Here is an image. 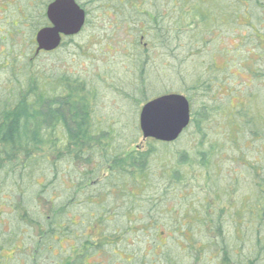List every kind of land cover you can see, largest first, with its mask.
<instances>
[{
  "label": "rangeland",
  "instance_id": "obj_1",
  "mask_svg": "<svg viewBox=\"0 0 264 264\" xmlns=\"http://www.w3.org/2000/svg\"><path fill=\"white\" fill-rule=\"evenodd\" d=\"M33 1L34 3H32ZM47 1L0 0V64L9 55L11 58L17 57L21 61H30L32 64L28 70L30 76L33 74L49 76L67 74L78 78L87 89H91L94 95L91 109L94 115L93 121L100 123L95 124L97 127L118 132L120 135L116 140L126 153L144 152L149 147L150 149L155 148L149 171L146 173L147 176H144L145 187L147 186L144 190L146 201L144 199L143 206L139 207L140 211H145L148 216H152L153 222L156 224V228L152 231V240L156 243H152V246L145 245L146 247L151 246L153 251L151 255L147 256L148 262L161 264V256L156 252L160 250L158 247L160 248L161 244H164L170 249L167 255L178 264H217L221 261L226 264H264V225L259 230L260 239L253 235L255 230L249 229L241 234L234 226V220L229 217L233 212L229 208V204L221 203L226 200L208 199V196L213 192L219 193L222 183L217 179L220 180L221 177L224 182V179L228 180L236 175L237 186H240L241 191L239 190L240 193L235 191L233 195L237 197L247 193L248 187L253 186L252 181L258 173H248L247 169L252 167L256 171L261 161L264 165V149H260L259 142H255V139L251 138V132L256 131L259 127L261 129L262 126L264 127L262 125L264 122V11L262 12L264 0H253V3L249 5L248 10L252 16L250 25L248 16L244 13L245 5H247L246 0H230V4L234 7V14L236 13L235 24L232 21V26H230L231 21L228 18V16L231 17L232 8L226 6V0H187L185 4L176 2L178 5L176 8L171 3L169 9L171 23L169 46L173 50L170 51L171 58L167 60L141 59L138 65H135L136 60L133 62L123 59H83L78 57L76 51L69 49L66 44L54 54L35 56L33 37L35 30L42 25V5L45 3L46 6ZM195 1H198L199 5L205 2L204 8L214 15L209 13L206 17L207 20L200 25L197 24V21H193L194 24H190L192 23L190 22L188 25L185 22L176 24V19L181 15L177 9H180L182 5L185 6L183 12H187L190 2L194 3ZM7 3L10 4L7 5ZM225 6L226 8H224ZM21 17H25L26 20L21 21ZM8 21L12 22L13 26ZM172 55H174L173 58ZM131 62L134 65H131ZM206 66H209L208 71H206ZM1 67L0 84L5 77ZM250 71L252 72L250 73ZM250 78H252V82ZM200 85H203L207 90L200 89ZM164 94H180L189 98L192 115L195 121H199L197 124L192 123L188 130L181 134L179 140L169 146V149L161 145H153L149 142L150 140H143L138 126L139 111L145 104V100H151ZM234 108L238 109L237 111L246 110L243 112H246L250 119L252 118V126L246 127L247 138L239 137L243 135V132L236 129V114L232 113ZM203 109L208 115L206 122L200 121ZM196 125L201 127L202 131L194 134ZM225 137L231 142L238 140L239 150H233L234 153L230 152ZM246 141L249 148L244 150ZM201 154L211 155V162L215 160L219 163L220 168L217 165H211L210 162L207 165V160L202 162ZM231 154H235L249 167L245 168L243 172L239 164L230 160ZM180 157L185 158L184 164L180 163ZM74 168V166L73 168L69 166L70 172H66L65 175L63 170L58 172L56 178L50 175H47L45 179L39 177V183L44 180L55 186L54 192H50L51 204L59 200L61 191L73 193L77 200L82 199L81 191L75 189L74 184L80 181L81 173L79 171L83 169L75 172ZM217 169H220L218 173H216ZM234 170L237 172L234 173ZM213 173H216L217 176ZM57 178L63 181L64 186L60 180H56ZM103 178L102 175L99 176L96 180V182H100L99 186L87 190V193L95 197L101 196L102 194H99L102 192L100 190H103L101 185L105 182L102 180ZM63 187L64 190H62ZM5 194L9 196L8 191ZM217 195L219 196V194ZM45 196L47 197V195ZM111 198L113 201L116 200L115 197ZM199 198V203L202 202V199L214 203L213 210L216 211V216L220 217L218 223L221 225H219L218 231L221 232L219 235L224 237L221 247H224L226 252H231L234 249L229 254L225 252L229 256L221 253L215 254L219 249L217 242H215L216 247L210 242L206 243L209 248H207L208 252L204 254L205 258L192 254L202 250L201 245L196 242L197 240L204 244L209 240V235L214 236L213 240H217V235H214L216 232L208 233L209 227L203 228L199 221L206 220L208 216L199 217L198 212H194L198 208L196 200ZM45 200L46 202L50 201L49 198ZM104 200L107 201L106 198ZM47 204L43 205L42 203L39 206L40 209L37 210L40 214L48 213L47 209L51 204ZM233 205L236 209L240 204H237L236 201ZM84 207L83 203L75 205L73 211L75 213L82 212ZM34 215L39 219L41 217L38 214ZM15 216L7 207L0 206V224L4 223L3 226L0 225V239L5 237L3 233L7 232L9 228L17 232L18 225V228L31 227L25 222L17 221ZM231 216L233 218V215ZM140 217L143 221L144 215ZM111 218L116 223L123 221L120 219L119 222L118 218L115 220L116 217ZM77 221L74 219V222ZM243 222L246 223V218ZM33 233L35 234L34 231ZM170 233L171 237H168L167 234ZM21 241L24 242V248H27V241L20 237ZM69 241L70 245H75L73 240ZM58 243H52L54 247L51 256L59 255L58 259L63 261L73 253V250L68 249L70 245L66 240L60 245ZM20 245L23 246L21 243ZM3 246L6 247L2 243ZM140 248L143 249L141 242L135 245L133 242L123 244L121 241L116 246V249L123 253ZM105 249L108 256L104 257L102 252L98 253L103 255L104 263L120 264L117 263L116 258H113L109 249ZM180 250L185 252L182 253ZM234 252L235 255H233ZM113 253L115 252L113 251ZM14 256L16 257L13 259ZM23 256L24 252L20 248L17 252L5 249L1 252L0 264H21ZM51 256L50 260L45 259L36 264H50V262L52 264ZM2 258L10 260L2 262ZM128 259L127 256L125 258L118 257L121 264H133ZM97 260L99 258L85 260L83 264H93Z\"/></svg>",
  "mask_w": 264,
  "mask_h": 264
},
{
  "label": "trees",
  "instance_id": "obj_2",
  "mask_svg": "<svg viewBox=\"0 0 264 264\" xmlns=\"http://www.w3.org/2000/svg\"><path fill=\"white\" fill-rule=\"evenodd\" d=\"M50 1L48 0L47 2L49 3ZM252 1L246 0L247 5H245L244 11L248 16L249 25L252 23V16L248 8L253 3ZM197 2H190L187 12H183L184 9L178 10L181 15L176 19V24L182 22L187 25L190 22H192L190 24H194L193 21H196L197 17L201 19V21L197 20V24H204L209 13L214 15L204 6L202 8L204 11H200L197 8L199 6ZM226 2V6H231L232 8L231 17L228 16L231 21L230 26H232L235 24L236 13L234 14V7L230 4V0H226ZM44 4L41 10V26L46 22ZM263 11L264 9H262ZM20 19L21 21L23 19L26 20L25 17ZM9 24L12 25L13 23L9 22ZM56 52L55 50L48 53H35V56L40 54L50 55ZM136 61V65H138L140 59ZM0 66H2L1 68L5 73L2 84H0V206L7 207L16 215L17 221L25 222L28 226H31L29 228H18V225L17 232L10 230V228L7 232H4L3 235L5 237L0 239V255L5 249H12L17 252L20 248L24 252L21 264H36L45 259L50 260L51 251L54 247L52 243L59 242L58 244L60 245L65 240L68 243L70 242L69 240H73L75 245H70L69 243L70 246L68 247L69 250H73V253L63 261L58 259L59 255H52V264H60L61 262V264H83L85 260H92L93 258H99L93 264L101 262L105 264L103 255L104 257L108 256L105 248L109 249L113 258H116L117 263L121 264L118 260L119 256L122 258L127 256L128 260L133 264H150L147 256L153 252L152 243H156L152 240V231L156 228V224L153 222L152 216H148L145 211H140L139 207L143 206L144 199L146 201L144 190L147 186L145 187L144 176H147L146 173L149 171L153 149L155 148L152 147L150 149L149 147L144 152L126 153L125 149L116 140L119 138L118 135H120L118 132L112 129L104 130L100 126L97 127L95 124L100 123L93 121L94 115L91 109V101L94 95L91 89H87L85 84L78 78L67 74L51 76L33 74L30 76L28 75V70L32 66L30 61H21L17 57L11 58L9 55ZM206 67V71H208L209 66ZM253 74L255 75V71ZM250 80L252 82V78ZM200 86V89L207 90L203 85ZM186 99L190 106V122L185 131L188 130L192 123L197 124L199 122L195 121L192 115L189 98ZM148 101L150 100H145V103ZM239 105L242 106V104ZM237 110L236 108L232 109V113L236 114V129L243 132V135L239 136L240 138H247L245 131L248 125L249 128L252 126V118L250 119L249 115L243 112L246 110ZM205 112H203L200 119L202 122L207 121L208 115ZM262 125H264V122ZM201 131V127L196 125V133L194 134ZM251 133V138H254L255 142H259V148L264 149V127L262 126V129L259 127ZM226 140L227 148L231 150L230 152L238 149V140L233 142L227 138ZM247 141L245 142L246 146H243L244 150L249 148L247 147ZM149 142L153 145H161L167 149L175 143L166 144L154 140ZM234 156L235 154H231L230 160L239 164L244 172L245 168L249 166H246L239 157L235 156L233 158ZM200 157L202 162L207 160V165L210 162L211 165H217L220 168L218 162L215 160L211 162V155L201 154ZM180 163L184 164L185 158L180 157ZM69 166L71 168L74 166L75 172L83 169L79 171L81 173L80 181L74 184V188L81 191L82 199L77 200L73 193L61 191L59 200L51 204L50 192H54L55 186L44 180L39 183L38 179L39 177L45 179L47 175L56 178L57 173L62 170L65 175L66 172H70ZM219 171L220 169H217L216 173ZM234 171V173L237 172L236 170ZM247 172H258L257 177L252 181L253 186L248 187L247 193L240 194L237 197L233 195L235 191L236 193L241 191L240 186H237L236 175L228 178V180L224 179V182L223 177H221L220 180L217 179V181L222 183L219 193L213 192L208 196V199H225L226 201L221 203L229 204V208L233 211L229 217L234 220L233 224L239 230V233L242 234L243 231H248L249 229L255 230L253 235L260 239L259 230L264 225L263 162L261 161L256 171L254 168L249 167ZM216 173H213V175ZM101 175L104 177L102 180L105 181L101 185L103 190H100L102 192L99 193L102 195L95 197L88 194L87 190H92L99 186L100 182H96V180ZM56 180H60V178ZM60 183L64 186L63 181L60 180ZM62 190H64V187ZM6 191H8L9 196L5 194ZM111 197H115L116 200L113 201ZM47 198H49V202H46L45 199ZM105 198L107 201L104 200ZM199 200L200 198L196 200L198 208L194 212H198L199 217L208 216L206 220L199 221L202 223L203 228L209 227L208 233L216 232L214 235H217V240H213L214 236L211 235L208 236L209 240L204 244L196 239L202 250L199 253L192 254L198 255L200 258L204 257V254L208 252L207 248H209L206 243L210 242L216 247L215 242H217L219 249L215 254L221 253L229 256L227 254L230 251L226 252L224 247H221V241L224 237L219 235V232H221L218 231V227L221 225L218 223L220 217L216 216V211L213 210L212 206L214 203L209 200L207 202L200 201L199 203ZM236 201L240 205L235 209L233 204ZM42 203L43 205L51 204L47 209V214L42 215L38 211ZM82 203L85 206L84 210L75 213L73 211L74 206L82 205ZM34 214H40V219ZM143 215L144 220L142 221L140 216ZM231 215H233V218ZM111 217H116L115 220L118 218V221L123 219V221L116 223V221H112ZM245 218L246 223L243 222ZM74 219L78 221L74 222ZM2 224L4 225L3 222ZM167 235L171 237V233ZM20 237L27 241L26 247L28 249L24 248V242H20ZM121 241H123V244L133 242L135 245L141 242L143 249L140 248L129 253L120 252L116 249V246ZM2 243L6 247H2ZM149 244L151 246H145ZM157 244L160 245L159 243ZM158 250L156 253L161 256V264H178L167 255L170 249L165 247L164 244H161ZM233 251L234 249L231 250V252ZM99 252H102L103 255H99ZM181 252L185 251L182 250ZM233 255H235V252ZM5 260L10 259H1L2 262ZM217 264L226 263L221 261Z\"/></svg>",
  "mask_w": 264,
  "mask_h": 264
},
{
  "label": "flooded vegetation",
  "instance_id": "obj_3",
  "mask_svg": "<svg viewBox=\"0 0 264 264\" xmlns=\"http://www.w3.org/2000/svg\"><path fill=\"white\" fill-rule=\"evenodd\" d=\"M54 1L56 0H51L45 6L46 22L40 29L50 27L46 18V9ZM71 1L82 12L83 24L76 34L61 35L60 46L56 51L66 44L69 49L76 51L78 57L83 59H123L134 62L139 59L167 60L171 58L170 4L173 3L172 6L176 8L178 6L176 2L185 4L187 0ZM203 6L204 4L197 8L201 11ZM184 8L185 6L181 5L177 10ZM196 19L201 21L199 17ZM37 32L33 37L34 40ZM133 62L131 65H134ZM202 201L207 202L205 199Z\"/></svg>",
  "mask_w": 264,
  "mask_h": 264
},
{
  "label": "water",
  "instance_id": "obj_4",
  "mask_svg": "<svg viewBox=\"0 0 264 264\" xmlns=\"http://www.w3.org/2000/svg\"><path fill=\"white\" fill-rule=\"evenodd\" d=\"M50 27L36 33V54L52 52L60 45L61 35L76 34L83 24V14L71 0H56L46 9ZM190 122V106L180 94L158 96L139 111L138 126L143 140L170 144L178 140Z\"/></svg>",
  "mask_w": 264,
  "mask_h": 264
}]
</instances>
